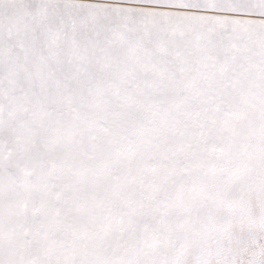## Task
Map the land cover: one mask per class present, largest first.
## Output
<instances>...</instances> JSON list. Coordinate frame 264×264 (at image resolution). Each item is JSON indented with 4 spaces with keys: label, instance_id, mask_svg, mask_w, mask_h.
<instances>
[{
    "label": "snow or ice",
    "instance_id": "obj_1",
    "mask_svg": "<svg viewBox=\"0 0 264 264\" xmlns=\"http://www.w3.org/2000/svg\"><path fill=\"white\" fill-rule=\"evenodd\" d=\"M0 264H264V0H0Z\"/></svg>",
    "mask_w": 264,
    "mask_h": 264
}]
</instances>
